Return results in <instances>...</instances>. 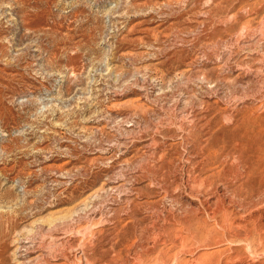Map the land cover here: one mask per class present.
Wrapping results in <instances>:
<instances>
[{"label": "rangeland", "instance_id": "obj_1", "mask_svg": "<svg viewBox=\"0 0 264 264\" xmlns=\"http://www.w3.org/2000/svg\"><path fill=\"white\" fill-rule=\"evenodd\" d=\"M0 264H264V0H0Z\"/></svg>", "mask_w": 264, "mask_h": 264}]
</instances>
